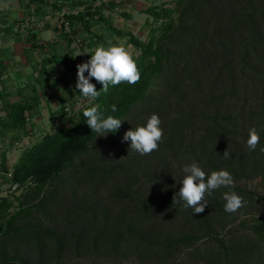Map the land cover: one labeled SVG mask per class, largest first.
Segmentation results:
<instances>
[{
	"label": "trees",
	"instance_id": "obj_1",
	"mask_svg": "<svg viewBox=\"0 0 264 264\" xmlns=\"http://www.w3.org/2000/svg\"><path fill=\"white\" fill-rule=\"evenodd\" d=\"M19 1L27 3V19L11 23L31 22L33 3L41 1L35 14L43 19L49 13L46 5L50 4L52 14L71 5L65 17L74 32L80 24L90 33V47L96 43L91 29L97 24L126 35L106 14V8L116 7L114 0L100 4ZM82 6L79 12L72 11ZM148 12L162 19L149 39L129 33V42L141 51L138 56L132 54L141 73L138 83L109 85L108 92L101 91L94 102L69 111L65 92L73 89L65 81L60 96L63 125L54 124L26 145L13 166L8 164L6 150L2 153L0 264H34L30 252L24 255L23 248H18L21 242L32 245L34 238L37 244L51 240L45 247L35 245L33 252L43 264L93 254H135L144 262L180 264L178 254L191 247L193 255L210 264L264 263V217L256 215L262 207L257 203L264 196L238 185L256 177L264 180V152L260 150L264 147V0H176L173 7L152 5ZM54 29H60L69 44L73 42L61 24ZM3 30L0 26V33ZM29 39L34 49L43 48L35 32ZM73 56L64 61L66 71L75 65ZM55 60V55L42 59L37 66L39 76L22 89L20 101L4 100L0 136L10 137L11 146L30 135L46 96L44 90L51 96L62 90L60 81L65 76L54 81L44 76ZM94 85L98 91L103 87L97 81ZM112 104L116 112L111 111ZM93 105H99L105 116L125 119L116 133L107 134L108 141L95 143L100 136L83 116ZM153 113L161 120L163 139L158 150L142 156L122 137L131 128L146 126ZM253 127L260 135L254 151L247 147ZM225 151L230 154L227 158ZM193 162L206 176L225 169L235 181L234 188L221 187L206 194L208 204L200 214H192L183 202L173 203L186 175L184 167ZM6 183L21 193L3 195ZM226 191H235L246 204L236 212H226ZM240 213L252 215V233L233 235L229 242L221 239L220 230ZM204 238L218 245L201 250L197 245ZM10 242L17 244L13 253L8 251Z\"/></svg>",
	"mask_w": 264,
	"mask_h": 264
},
{
	"label": "rangeland",
	"instance_id": "obj_2",
	"mask_svg": "<svg viewBox=\"0 0 264 264\" xmlns=\"http://www.w3.org/2000/svg\"><path fill=\"white\" fill-rule=\"evenodd\" d=\"M55 2L56 0H51ZM99 0H86V4H96ZM107 1V0H105ZM116 2V7L114 8H106V14L110 16V20L113 26L119 28L124 33H126L125 36H119L115 34L113 31L109 30L108 27L104 24H97L92 27L91 31L95 33L96 36L92 38L96 43H93V46L90 47L88 45V38H91L90 33L86 34L83 30L84 27H81L80 24L78 25V30L76 31L80 38H82L83 50L85 51L86 55H88L87 60L90 59L91 54H93L94 49L98 45H103L105 47H108L111 44H123L126 48L129 49V51L135 55L138 56L141 51L140 49L136 48L132 43L129 42L131 32L135 36L143 39L148 40L150 34L153 33L152 29L156 26H159L162 22V19L156 20L155 17L151 12H148V8L152 5L157 6H165V7H173L176 5V0H114ZM41 3V1H35L33 3L32 7V13L31 18L32 21L29 25L34 24L33 26H38L40 29L46 25V22L50 24V26H55L57 24V15L51 14L54 10H52L50 4L49 6L46 5L45 7L49 11V15L45 17L44 19L36 16L35 10L37 4ZM26 1L24 3H21L19 0H0V26L4 28L3 33H0V39L1 40H7L12 39L13 35L16 34V28H18L15 23H11V21L15 20H21V19H27L28 16V7L26 5ZM85 6L79 7L78 10L83 9ZM64 10L72 9L71 5H67L63 8ZM57 12V11H56ZM55 12V13H56ZM176 18L177 16L174 15ZM46 21V22H45ZM81 28L83 30V33L80 32ZM49 31H45L43 37L45 39H49ZM157 34V33H156ZM15 37V36H14ZM3 45V44H1ZM75 45V43H74ZM74 55V56H73ZM73 57H75V65L76 68L78 64L83 63L85 61L79 62V55L77 51L73 53ZM62 61V60H61ZM61 63V65L55 67L54 70L51 71L52 75L48 79L49 81L54 80H62L60 79L62 77V74L60 69L66 68L65 62H57L56 64ZM73 67V68H74ZM68 69V68H67ZM69 71V70H67ZM71 72V71H70ZM69 73V72H68ZM77 69L73 70V72L70 74V76H67L68 79V86L73 89L72 92H65L67 98H69L71 107L76 106L77 111H79L80 108L83 106L88 105L91 102H94V100H89L87 98H84L81 94L77 93L78 90L75 88L76 81H77ZM87 75V72L85 73ZM64 80V79H63ZM60 86H62V89L65 85L61 83ZM93 84H95L96 80L93 78L91 80ZM65 89V88H64ZM45 95L43 99V103L41 105V111L38 115L34 117L35 126L29 125V128L33 127L31 130V133L29 136L24 137V139L21 142L15 143L13 146L10 145L11 138L8 136L1 137L0 136V161L2 160L3 152L6 150V155L8 159L9 166H13L15 162H17L18 158L20 157L24 147L26 145L32 144L34 141H36L38 138L42 137L45 131H50L54 124H61L65 122V119L62 118L61 113V106L62 102L60 100V96L63 94L64 90L57 91L53 94V96L50 95V92H47L46 89L44 90ZM78 102H81L80 104H77ZM67 103V102H66ZM1 106V104H0ZM105 138L108 141L107 135L106 136H100L99 139L95 141L97 143L99 140H105ZM239 186L255 190L258 194L264 196V180L262 177H256L254 179H248V180H242L238 183ZM15 185L11 187L9 183H6L3 185V195H12V194H20L21 190L15 191ZM261 204V212H258L259 214H256L257 216L264 217V201L261 200L257 203ZM252 215H246V214H239L238 218L233 222L230 226H228L225 229L220 230L219 237L221 239H225V241L229 242L231 237L233 235H242L249 233L251 234V228L250 225L253 224ZM242 222H244V225H242ZM22 235H28L26 233H22ZM49 238H45L44 241H42V244H37L35 238L31 239V244H25V242H21L18 245V248L20 249V252H24V255L30 252L32 255V263L34 264H43L38 263L39 262V255L34 251V249L37 248L38 245L41 247H45L47 244L50 243ZM15 242H10L8 244V251L13 253V250L17 246L15 245ZM218 245L216 240L214 239H208L204 238L202 239L197 247H199L201 250H204L206 247L212 246L215 247ZM14 246V248H12ZM196 247V246H195ZM187 248L182 250L178 256L176 261H178L180 264H210L207 260L199 258L197 255L192 254V249ZM31 249V251L29 250ZM33 249V250H32ZM47 264H53V262H48ZM57 264H153L152 262H144L143 260L139 259V257L135 254L130 256L121 255L118 257H112L107 255H89V256H71L70 258H65L62 261H59ZM264 264V263H261Z\"/></svg>",
	"mask_w": 264,
	"mask_h": 264
},
{
	"label": "clouds",
	"instance_id": "obj_3",
	"mask_svg": "<svg viewBox=\"0 0 264 264\" xmlns=\"http://www.w3.org/2000/svg\"><path fill=\"white\" fill-rule=\"evenodd\" d=\"M87 72V75L85 73ZM77 81L75 88L79 90L84 98L95 100L103 93H107L109 85H119L127 83L134 85L139 82L141 73L132 53L123 44H111L108 47L98 45L90 59L77 65ZM95 79L103 87L98 91L91 82ZM99 105H93L83 111L86 123L92 132L97 136H106L108 133H116L122 125V120L112 115L105 116L99 110ZM111 111L116 112L115 104L111 105ZM161 120L159 116L153 113L147 120L146 126H137L135 129L127 130L123 141L130 142V149L140 155H150L158 150L159 142L163 139V129L160 127ZM260 142V135L253 127L249 129L247 147L255 150ZM264 152V147L260 149ZM230 154L225 151L223 156L227 158ZM186 175L182 179V186L173 196V203L183 202L184 208H191L192 214L203 213L207 202L205 195H211L212 192L221 187L234 188L235 181L232 174L221 169L212 171L210 175L206 173L195 162L185 165ZM225 201L224 210L233 213L242 208L246 201L235 191H226L223 193Z\"/></svg>",
	"mask_w": 264,
	"mask_h": 264
},
{
	"label": "crops",
	"instance_id": "obj_4",
	"mask_svg": "<svg viewBox=\"0 0 264 264\" xmlns=\"http://www.w3.org/2000/svg\"><path fill=\"white\" fill-rule=\"evenodd\" d=\"M47 23L48 22H46V25L41 29L38 26H33V24L29 25L30 22H27L23 26L15 23L14 25L18 28H16V34L13 35V38L7 40L0 39V115L2 116L6 115L4 100L8 99L12 102L20 101L22 98V89L24 90L27 85L29 86L35 83L36 78L39 76L37 66L44 57L51 55L56 56V60L48 65V71L44 75L45 78L48 79L52 75L51 71L54 70L55 67L61 65V63L56 64V61H63L64 63L66 60H73L71 55L75 50L74 42L69 44L67 39L62 36L60 29L55 30L54 26H50V24ZM31 27L33 28L32 31ZM78 27L77 25V30ZM46 30L50 32L49 39L43 37ZM83 30L88 34L84 28ZM83 30L81 28L80 32L83 33ZM32 32L37 34L38 43L41 44L43 48L38 47L34 49L33 42L29 39V34ZM1 33H3V31ZM76 69L77 67L69 71H66V68L60 69L62 70L60 71L62 76H65L61 83L64 84V81L68 83L69 77L67 78V76H70L73 70ZM64 88L65 86L63 89Z\"/></svg>",
	"mask_w": 264,
	"mask_h": 264
},
{
	"label": "built area",
	"instance_id": "obj_5",
	"mask_svg": "<svg viewBox=\"0 0 264 264\" xmlns=\"http://www.w3.org/2000/svg\"><path fill=\"white\" fill-rule=\"evenodd\" d=\"M105 1V0H104ZM101 3V0H99L96 4H100ZM82 10V9H81ZM73 12H79L80 10H78V9H74V10H72ZM68 12H70V10H64V9H62V10H59V11H57L56 13H54V15L56 14L57 15V24H61L62 26H63V29H64V31H66L67 33H69L70 34V36H72L73 37V42L75 43V45H74V49H75V52L77 51V53H78V55L80 56L78 59H79V61L80 60H83V61H88L87 60V57H86V53H85V51L83 50V48L81 47V46H83L82 44H83V42H82V38H80V36L77 34V32H74V30H73V28H72V26H71V24H70V22L67 20V18L65 17V13H68ZM52 14V13H51ZM49 15V14H48ZM47 15V16H48ZM81 102H78L77 101V104H80ZM66 109L67 110H71V104H70V102H67L66 103ZM74 108V111H77V109H76V106H74L73 107ZM70 114V113H69ZM72 114V113H71ZM70 114V115H71Z\"/></svg>",
	"mask_w": 264,
	"mask_h": 264
}]
</instances>
